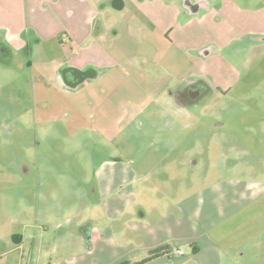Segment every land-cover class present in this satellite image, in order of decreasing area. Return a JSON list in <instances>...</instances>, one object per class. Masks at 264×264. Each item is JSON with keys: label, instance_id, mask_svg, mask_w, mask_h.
<instances>
[{"label": "rangeland", "instance_id": "rangeland-1", "mask_svg": "<svg viewBox=\"0 0 264 264\" xmlns=\"http://www.w3.org/2000/svg\"><path fill=\"white\" fill-rule=\"evenodd\" d=\"M0 36L8 51L0 50V233L10 247L13 232L34 234L24 238L21 264H143L150 251L137 228L154 227L165 215L184 216L171 244L185 254L144 264H264V50L249 83L226 94L211 85L200 100L179 104L162 132L175 143L168 149L156 147L158 132L143 119L118 122L125 96L140 92L132 83L116 87L121 69L114 68L111 83L99 79L78 93L57 91L61 100L43 98L33 94L30 53ZM120 40L124 58L138 56L134 37ZM112 161L128 165L137 179L148 174L124 193L129 206L115 218L96 192L102 165ZM192 192L185 210L177 209L175 202ZM37 203L43 216L28 213ZM36 216L45 231L22 227ZM9 255L2 264H12L16 253Z\"/></svg>", "mask_w": 264, "mask_h": 264}, {"label": "crops", "instance_id": "crops-1", "mask_svg": "<svg viewBox=\"0 0 264 264\" xmlns=\"http://www.w3.org/2000/svg\"><path fill=\"white\" fill-rule=\"evenodd\" d=\"M195 1L0 0V35L6 44L30 53L26 64L35 73L33 94L43 93V98L59 100L61 94L57 91L78 93L99 79L111 83L114 68L121 69L123 76L116 87L132 83L140 92L136 98L125 96L123 118L118 122L130 124L141 118L147 127L158 132L156 147L172 149L175 143L165 140L162 132L168 131L167 122L180 111L179 104L191 101L190 88L198 86L203 92L205 87L213 90L211 85H215L226 94L236 83H249L253 62L264 50L258 39L264 36V0L189 3ZM124 33L140 45L135 58L123 56L120 38ZM1 41L0 36V45ZM44 63L49 65L47 70ZM68 68L75 69L76 79L66 73ZM125 115L131 118L126 121ZM127 166L112 161L101 167L97 198L106 196L105 208L112 218L129 206L127 202L123 204L122 197L127 192L132 194L134 182L148 180L147 173L137 179ZM203 190L200 188L199 192ZM192 195L193 192L175 202L177 209L185 210L183 202ZM28 207V213H45L38 203ZM183 217L165 215L154 227L143 224L137 228L144 250L163 246L169 251V255L148 262L177 255L175 250L182 249L172 246L171 241L183 226ZM34 219L22 227L47 229L44 220L39 222L37 216ZM33 235L26 230L22 234L13 232L10 247L0 233V264L7 263L6 256L11 252L18 258L15 262L21 264L24 238L33 240ZM187 241L196 247L195 253L201 251L194 238Z\"/></svg>", "mask_w": 264, "mask_h": 264}, {"label": "flooded vegetation", "instance_id": "flooded-vegetation-1", "mask_svg": "<svg viewBox=\"0 0 264 264\" xmlns=\"http://www.w3.org/2000/svg\"><path fill=\"white\" fill-rule=\"evenodd\" d=\"M203 0H196L195 2H189L191 5H194V4H197V3H202ZM3 50V52H7L8 51L6 50V48L4 46H2L1 48V45H0V50ZM66 73L69 75V77H71L72 79H76V71L74 68H68L66 70ZM209 88L205 87L203 89V92L202 91H199V87L198 86H192L189 90V100H192V101H197V100H200V97L209 93Z\"/></svg>", "mask_w": 264, "mask_h": 264}, {"label": "trees", "instance_id": "trees-1", "mask_svg": "<svg viewBox=\"0 0 264 264\" xmlns=\"http://www.w3.org/2000/svg\"><path fill=\"white\" fill-rule=\"evenodd\" d=\"M192 251L193 252L196 251V247L193 245H192ZM163 255H169V251H167L166 247L159 246V247L152 249L149 252V256H148L147 260H143L142 262L144 263L146 261L153 260V259L158 258V257L163 256ZM120 264H123V263H120Z\"/></svg>", "mask_w": 264, "mask_h": 264}, {"label": "built area", "instance_id": "built-area-1", "mask_svg": "<svg viewBox=\"0 0 264 264\" xmlns=\"http://www.w3.org/2000/svg\"><path fill=\"white\" fill-rule=\"evenodd\" d=\"M184 253V251L182 249H176L175 250V254L177 255H182Z\"/></svg>", "mask_w": 264, "mask_h": 264}]
</instances>
